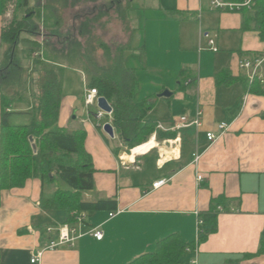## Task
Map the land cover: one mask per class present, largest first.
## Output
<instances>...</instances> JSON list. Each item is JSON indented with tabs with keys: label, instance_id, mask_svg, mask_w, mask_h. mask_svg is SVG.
I'll use <instances>...</instances> for the list:
<instances>
[{
	"label": "crops",
	"instance_id": "crops-1",
	"mask_svg": "<svg viewBox=\"0 0 264 264\" xmlns=\"http://www.w3.org/2000/svg\"><path fill=\"white\" fill-rule=\"evenodd\" d=\"M138 1L131 0L132 8L124 12L125 18L132 17L131 23L139 18L131 12ZM6 7V0H0V94L11 99L10 110L25 111L33 106L32 73L38 67L22 48V57L6 55L1 40ZM152 8L177 25L172 29L144 25L140 46L144 62L134 67L138 95L157 96L148 114L158 112L150 120L162 131H176V137L159 139L152 134L149 139L153 136L156 147L129 160L125 156L130 152L124 151L115 133L110 137L97 127L92 114L86 119L85 107L72 117L73 98L69 119L57 123L68 132L86 133L84 146L92 157L94 187L83 192L82 199H114L116 214L86 213L81 230L99 226L103 237L97 240L85 234L73 245L44 250L39 264H129L171 233L193 244L179 264H264V254L257 253L264 230V96L246 89L245 70L238 65L254 52L264 53V41L256 31L242 29L239 10L210 9L207 0H156ZM131 30L134 38L136 28L132 25ZM209 38L216 51L209 47ZM149 48L157 58L148 64ZM174 51L176 60L170 57ZM64 69L77 70L85 79L77 68ZM224 70L235 76L229 83L222 78L217 82L216 76ZM29 76L33 86L26 93L23 84ZM164 90L170 97L158 96ZM172 96L183 102L172 106ZM197 109L202 111L200 126L176 129L181 116L192 118ZM220 122L227 124L221 135ZM207 132L217 138L209 141ZM195 152L200 155L197 163L192 161ZM197 175L202 177L199 182ZM159 179L166 181L152 188ZM55 183L46 184L45 191H54ZM41 186V179L32 177L22 187L0 191V264H38L30 258L46 245L40 228L61 223L60 214L41 208ZM198 217L203 220L199 232Z\"/></svg>",
	"mask_w": 264,
	"mask_h": 264
},
{
	"label": "trees",
	"instance_id": "trees-1",
	"mask_svg": "<svg viewBox=\"0 0 264 264\" xmlns=\"http://www.w3.org/2000/svg\"><path fill=\"white\" fill-rule=\"evenodd\" d=\"M65 1L74 5L85 1L89 7L72 11L70 21L74 26L62 36L49 29L57 25L58 3ZM41 2L42 9L34 11V15L42 22L46 32L42 40L37 38L38 30L28 28V21L32 17L28 14L34 8L30 0H16V8L21 11V15L15 14L1 31L6 55L12 58L16 45L20 44L24 54L40 68L41 76L35 83L32 92L34 103L30 109L10 110L11 99L0 94V191L22 187L28 178H40L41 208L59 212L61 223H73L81 212L89 214L115 210L116 201L82 199V193L94 187V166L84 146L85 131L76 129L68 132L57 123L62 71L65 67L82 71L85 86L96 88L98 95L104 96L112 106L111 125L125 152L148 141L152 134L159 139L175 138L177 132L162 131L157 123L146 119L157 96L137 98L139 81L136 69L124 66L122 61L128 47L116 46L117 54H114L112 47L101 39L99 29H96L99 19L108 16L112 9L125 22L124 12L132 8L131 0ZM239 11L242 14V29L256 31L260 40L264 41V0H256L249 8L242 7ZM130 32L132 35V30ZM98 48H102L104 53L101 62L93 56ZM263 54L254 52L250 56ZM234 77L230 70H224L216 76L217 82L222 78L225 83ZM243 78L249 92L264 96V85L259 80L249 81L246 76ZM32 143L36 146L35 150ZM57 179L66 183L67 188L57 187L52 192H46L45 185ZM187 247L193 248V244L186 243L179 233H171L160 239L153 251L137 256L129 264H179ZM257 253L264 254V230Z\"/></svg>",
	"mask_w": 264,
	"mask_h": 264
},
{
	"label": "rangeland",
	"instance_id": "rangeland-1",
	"mask_svg": "<svg viewBox=\"0 0 264 264\" xmlns=\"http://www.w3.org/2000/svg\"><path fill=\"white\" fill-rule=\"evenodd\" d=\"M155 3H156V0H145L143 2L139 0L136 4L134 2L135 8L131 12L132 14L135 13L134 16H136V14L138 15L139 18L137 19V22H133L134 21L133 20L131 23L130 20L132 19V17H129V19L126 18L125 22L122 21L120 18H118V16L116 15V12L113 9L110 10L108 16H104L99 19L100 23L99 25L96 26V29H99L98 31L100 32L99 36L101 37L103 41H105V43H107L109 46L112 47L111 50L114 52V54H117L115 51L116 46L118 47L121 45L122 47L129 48V49L127 48V50L124 51L123 56H122L123 57L122 61H123L124 66L138 67L143 64L144 62V57L142 56L143 50L140 49V46H143L144 25L145 24L147 25L148 28L149 27H160L163 29L171 28L172 26L177 25L176 23L172 22L170 19L171 17H168L166 14L163 13V11H159L156 8H152V6ZM87 4H85V1H80L78 4H75V5L68 1H65L63 3L59 2L57 10L62 12V15L58 17L57 25L52 27L49 30L59 35H62V33L70 31L72 27L74 26L71 24V21H70L72 17L71 16L72 11L75 12L77 8L79 9L88 8L89 4L88 5ZM143 5L145 7H143ZM31 6L34 8L28 14V16L29 15L32 16L30 17V20L28 21V26H29L28 28L32 30H38L39 35H37V38L39 40H42L46 32H45V29L43 28L42 22H39L36 16L34 15V11H36L37 9H42L43 4L41 0H35L31 2ZM15 14L20 16L21 11L16 8V0H10L7 2L6 13H5V19H6L5 24L6 25L12 20ZM132 25L136 28V33L134 35V38L132 37L131 32H130ZM155 31H156V28H155ZM24 34H26V32ZM21 47L22 46L20 44L16 45L14 56L17 58L22 57V53H21L22 51L20 50ZM93 56L96 61L98 62L103 61L104 60L103 59L104 57L103 49L98 48L97 50H95ZM153 57H156V56L153 54V50L149 48V54L147 58L149 60L148 64L150 61H154ZM170 57L171 59L176 60L178 58V53L174 51L170 54ZM22 64H23V60H22ZM38 68H36L35 69L36 71L34 70L33 71L34 73H32L34 77L32 81L34 84L41 76L40 68L39 69ZM63 74H64V77H63L64 85H63V91L61 95V108L59 110L60 112L58 113V119L60 121H63L65 117L69 119L71 114L68 113V109L71 108V101L73 98H75L76 100H75V104H73L72 106V109H73L72 117L74 114L80 115L82 112H84L82 93L85 88V79H84L83 74L77 70H72V69H63ZM12 79H15V76ZM30 80L31 79L29 76V80H27V82L23 84L24 87L19 84V86L23 87L24 92L26 93H31L30 89H31V85L33 86V84L30 85ZM11 88H13L12 84H11ZM137 98H140V95H138V93H137ZM182 102L183 101H181L176 96L174 97L172 96L170 98V103L172 106H175L178 103L181 104ZM96 110L97 108L95 105H92L89 107V112L92 114L93 120H96V118L94 117ZM157 112L158 111H156L155 109V111L151 113L152 115L147 114L146 119L148 120L152 119L151 117L155 116ZM106 121H107V118L102 119V122H106ZM188 131L191 132L192 130L190 129ZM117 138L116 139L110 138V140H113L112 142L118 143L119 140ZM54 185L56 187L67 188L66 183H64L60 179H57ZM56 213L59 216V213L58 212Z\"/></svg>",
	"mask_w": 264,
	"mask_h": 264
},
{
	"label": "built area",
	"instance_id": "built-area-1",
	"mask_svg": "<svg viewBox=\"0 0 264 264\" xmlns=\"http://www.w3.org/2000/svg\"><path fill=\"white\" fill-rule=\"evenodd\" d=\"M256 0H242V1H235V0H207L208 7L210 9H221V10H239L242 7H250ZM207 36V35H206ZM208 45L211 49L216 51V47L214 46V40L209 38L208 39ZM239 67L243 70H245V76L249 81H252L254 79L259 80V82L264 85V74L262 73V69L264 66V54L263 55H256L251 56L247 58H243L239 61ZM100 97L98 95V91L96 88H89L85 87L83 91V104L85 107V114L86 119H89L91 113L89 112V107L92 105H95L97 110L94 114V117L96 118V126L101 127L103 129V126L105 123L111 124V112H106L97 105V99ZM201 114L202 111L200 109H197L195 115L192 118H188L187 116H181L179 122L176 125V129H182L187 128L190 126L198 127L201 125ZM103 118H107L106 122H102ZM157 127L162 129L159 124H157ZM218 129L220 130L219 135H221L226 129L227 124L225 122H220L218 124ZM206 137L209 141H214L217 136L213 132H207ZM178 139V138H177ZM131 151V149H130ZM199 153L195 152L193 154V163H197L199 159ZM202 177L200 175L196 176V180L199 182L201 181ZM166 179H159L152 183V188H157L164 184ZM222 208L218 207V210H221ZM116 214L115 211L109 212V217H113ZM86 213L81 212L76 215V221L73 223H58V224H46L42 226L40 229L44 233V235L47 237L46 245L36 252L32 257L30 258L31 263H38L40 262L42 253L44 250L48 249H54L59 246L64 245H73L74 241L85 234H89L93 236L95 239L100 240L103 237V232L100 230L99 226H93L91 228H88L86 231H82L80 227H84L85 221H86ZM203 224V220L201 218H197L196 220V228L199 232V227ZM192 249V248H191ZM187 251H190V248L186 249Z\"/></svg>",
	"mask_w": 264,
	"mask_h": 264
},
{
	"label": "water",
	"instance_id": "water-1",
	"mask_svg": "<svg viewBox=\"0 0 264 264\" xmlns=\"http://www.w3.org/2000/svg\"><path fill=\"white\" fill-rule=\"evenodd\" d=\"M170 95H171V93L168 90H164L160 94H158V96H160V97H170ZM97 105H98V107H100L101 109H103L104 111H106L108 113L112 112V106L109 104V102L107 101V99L104 96L98 97ZM103 130L108 136H110V137L114 136L113 126L110 123H105L103 126ZM32 148H33V150L36 149V146L34 143H32Z\"/></svg>",
	"mask_w": 264,
	"mask_h": 264
},
{
	"label": "bare ground",
	"instance_id": "bare-ground-1",
	"mask_svg": "<svg viewBox=\"0 0 264 264\" xmlns=\"http://www.w3.org/2000/svg\"><path fill=\"white\" fill-rule=\"evenodd\" d=\"M155 145H156V143H155V140L153 139V136H152L148 141L144 142L143 144H140L138 146L133 147L131 149L130 153H128V155H126L125 157L128 158L129 160H131L135 154L147 152L148 150L153 148ZM164 155H168V153L166 151H164Z\"/></svg>",
	"mask_w": 264,
	"mask_h": 264
}]
</instances>
